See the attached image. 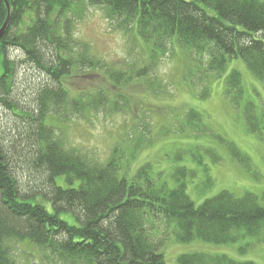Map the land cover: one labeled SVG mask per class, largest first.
I'll return each instance as SVG.
<instances>
[{
  "label": "trees",
  "instance_id": "16d2710c",
  "mask_svg": "<svg viewBox=\"0 0 264 264\" xmlns=\"http://www.w3.org/2000/svg\"><path fill=\"white\" fill-rule=\"evenodd\" d=\"M6 1L10 20L0 38V104L26 123L28 162L31 170L42 174V182L21 186L23 173L0 146V264H23L19 253L24 245L56 264H165L161 249L165 239L152 240L147 229L155 220L175 225V238L181 243L198 239L225 245L241 235L264 237V208L255 195L236 197L222 191L195 207L184 184L171 191L155 189L145 176L148 166L127 180L120 175L116 153L107 163L95 162L68 149L52 131L54 112L78 118L115 105L117 98L126 101L123 94H108L106 89L72 97L64 84L74 75L93 73L121 90V85L144 79L151 70L118 71L106 65L88 43L74 37V23L82 20L74 17L75 8H102L110 30L133 33L163 56H172L168 49L175 45L200 55L206 75H220L230 60L240 59L264 84V0ZM5 15L0 0V28ZM11 49L23 56L19 64L36 75L30 85L35 111L22 112L19 102L12 100L18 68L9 58ZM149 58L156 60L152 51ZM238 77L237 71L225 77V98L242 107L249 132L257 134L260 121L253 104L241 102ZM206 94L203 90L202 98ZM189 116L198 118L191 112ZM58 178L65 186L57 185ZM64 212L72 215L71 223L61 218ZM178 263L254 264L203 254L180 256Z\"/></svg>",
  "mask_w": 264,
  "mask_h": 264
},
{
  "label": "rangeland",
  "instance_id": "374dc122",
  "mask_svg": "<svg viewBox=\"0 0 264 264\" xmlns=\"http://www.w3.org/2000/svg\"><path fill=\"white\" fill-rule=\"evenodd\" d=\"M75 11L74 17L81 16L82 20L74 23V37L88 43L92 53L106 65L118 71L132 68L135 72L143 67L151 70L144 79L121 85V90L93 73L68 79L64 85L72 97L106 89L108 94L111 91L123 94L126 101L113 100L122 111L119 107L115 109V105H105L100 111L78 118L67 112H54L56 124L52 131L60 142L102 164L116 153L120 175L127 180L148 166L145 176L153 188L171 191L184 184L185 193L195 207L226 191L236 197L255 195L264 208V84L250 73L245 63L234 58L220 75H206L200 66V55L175 45L168 49L172 56H163L159 50L138 41L133 33L110 30L102 8L85 9L83 5ZM11 50L9 58L17 62L18 68L12 100L19 102L22 112L35 111V90L30 85L36 75L27 72L26 66L19 64L23 56ZM150 51L156 57L153 62ZM231 71L239 73L241 102L252 103L259 118L257 134L249 132L242 107L225 98L223 84ZM203 90L208 92L206 98H202ZM190 112L198 118L190 119ZM26 130L24 120L0 104V146L15 163L17 172L23 173V180L18 183L40 185L42 174L31 170L28 162L31 145ZM56 181L58 186H65L62 178ZM61 218L69 223L73 220L65 212ZM152 223L147 224L151 239H165L161 248L165 264H179L180 256L195 254L223 255L240 263L264 264V237L256 240L241 235L234 243L225 245L198 239L181 243L175 238V225L169 226L164 220ZM20 249L24 251L19 253L22 258L17 255L23 264H56L35 248L24 245Z\"/></svg>",
  "mask_w": 264,
  "mask_h": 264
},
{
  "label": "water",
  "instance_id": "95a60500",
  "mask_svg": "<svg viewBox=\"0 0 264 264\" xmlns=\"http://www.w3.org/2000/svg\"><path fill=\"white\" fill-rule=\"evenodd\" d=\"M4 3H5V6H6V9H7V15H6V19L3 23V26L0 28V38L2 37L3 33L5 32L7 26H8V23H9V20H10V10H9V6L7 5V2L6 0H3Z\"/></svg>",
  "mask_w": 264,
  "mask_h": 264
}]
</instances>
